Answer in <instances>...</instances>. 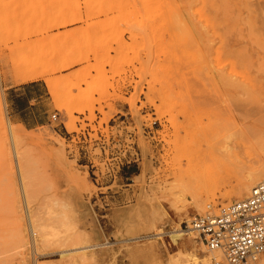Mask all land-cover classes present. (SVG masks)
<instances>
[{"label":"rangeland","instance_id":"obj_1","mask_svg":"<svg viewBox=\"0 0 264 264\" xmlns=\"http://www.w3.org/2000/svg\"><path fill=\"white\" fill-rule=\"evenodd\" d=\"M140 1L0 0V264H222L168 234L264 164V0Z\"/></svg>","mask_w":264,"mask_h":264},{"label":"built area","instance_id":"obj_2","mask_svg":"<svg viewBox=\"0 0 264 264\" xmlns=\"http://www.w3.org/2000/svg\"><path fill=\"white\" fill-rule=\"evenodd\" d=\"M180 231L194 234L209 250L220 252L222 264H264V179L246 197L217 211L208 206L206 212L184 219Z\"/></svg>","mask_w":264,"mask_h":264},{"label":"bare ground","instance_id":"obj_3","mask_svg":"<svg viewBox=\"0 0 264 264\" xmlns=\"http://www.w3.org/2000/svg\"><path fill=\"white\" fill-rule=\"evenodd\" d=\"M120 1V0H119ZM140 1V0H139ZM141 2V1H140ZM158 2H159V0H158ZM163 3H165V2H163ZM172 3V2H171ZM254 3V2H253ZM255 4V3H254ZM154 5H156V3H154ZM139 6H141V5H139ZM174 6H176V5H174ZM155 8V7H154ZM151 9H153V8H151L150 7V10ZM159 9V8H158ZM164 9V8H163ZM144 10V9H143ZM119 11V10H118ZM137 11V10H136ZM145 11V10H144ZM144 11H143V14H144V17L145 18H148V17H146V16H148V14L145 16V13H144ZM153 11H156L157 12V9L156 10H153ZM160 12H161V8H160V10H159ZM146 12V11H145ZM151 12V11H150ZM149 12V13H150ZM155 12V13H156ZM257 12V11H256ZM137 13V12H136ZM154 13V12H153ZM142 14V13H141ZM142 14V15H143ZM151 15V14H150ZM156 15H157V13H156ZM261 17V16H260ZM161 18V17H160ZM160 18H159V20H160ZM162 22V21H161ZM183 22V21H182ZM160 24H162V23H160ZM183 24H184V22H183ZM182 24V25H183ZM181 25V24H180ZM164 27H165V25H164ZM68 66H69V64H68ZM30 67H31V65H30ZM35 67V66H34ZM29 68V67H28ZM32 68V67H31ZM31 68H29V70L31 71V73H29V70L28 71H26V73L24 74V75H26V77H28L27 79H26V77L25 76H23V79L25 78L26 80H36V79H39V78H42V79H44V78H46L45 77V75L43 74L44 72H42V70L40 71V69H39V72H38V69H36V72H34V70H33V74H32V69ZM36 68H37V65H36ZM39 68V67H38ZM28 72V73H27ZM29 74V75H28ZM30 76V77H29ZM22 79V80H23ZM26 80H25V82H26ZM46 80V79H45ZM62 110H64V109H62ZM3 122V121H2ZM68 127H72V125L71 124H69V126ZM1 128V127H0ZM2 130H3V132H2V134H3V138L6 140L7 139V137L10 139V141H11V143H12V145L15 147V150H16V153L18 154L17 156H19V161H18V166L20 167L19 169L20 170H24V168H23V162H24V155H23V151H21V150H18V147H20V142H21V140H22V138H23V136H22V134L19 132V131H17L16 129H14L13 127H12V125H4V123H3V125H2ZM3 147H4V149L5 150H7V148H6V142L3 144ZM19 170V172L21 173V171ZM262 179H264V164H261V165H259L258 167H256L255 169H253L252 171H250V173L246 176V177H244L237 185H236V187L234 188V194L236 195V196H238V197H240V196H242L243 194H245L248 190H250L256 183H258L259 181H261ZM21 180H22V177H21ZM23 183V182H22ZM180 200V199H179ZM193 201V200H192ZM159 215L160 214H164V206H162V204H160V202H159ZM156 216V215H155ZM154 215H150L149 217H146V220L147 221H152V220H154V219H156V217H155ZM34 224V223H33ZM32 226V225H31ZM34 226V225H33ZM33 226H32V229H34V230H37L36 229V227L35 228H33ZM178 227V226H177ZM21 235H22V232H23V230L21 229ZM36 232V231H35ZM35 232H33V233H31V234H35L36 236H37V233H35ZM166 232V231H165ZM158 234V233H157ZM169 236H170V238L172 239V240H175L178 236H180L179 238H182V236H183V234L181 233V231H180V228H172V230H170L169 231V234H168ZM137 237V236H136ZM139 237V236H138ZM135 238V237H134ZM89 246H82V247H78V248H72V249H68V250H64V251H73V250H77V249H85V248H88ZM152 248V247H151ZM211 251V250H210ZM178 253V251H176L174 254H177ZM211 253H213V254H216L217 256H219L220 258L222 257V254L220 253V252H218V251H211ZM193 256H192V254H191V258H192ZM206 259H208V258H206ZM207 263L206 264H211L210 262V260H207L206 261Z\"/></svg>","mask_w":264,"mask_h":264},{"label":"crops","instance_id":"obj_4","mask_svg":"<svg viewBox=\"0 0 264 264\" xmlns=\"http://www.w3.org/2000/svg\"><path fill=\"white\" fill-rule=\"evenodd\" d=\"M30 87L33 85L24 86H9L6 92L9 113L12 120L21 124L26 128H35L43 124L35 115L34 118L26 115L27 109H32L36 105V94L31 92Z\"/></svg>","mask_w":264,"mask_h":264}]
</instances>
